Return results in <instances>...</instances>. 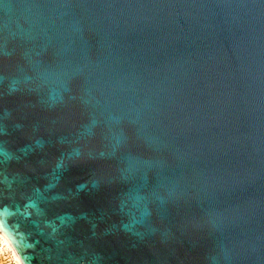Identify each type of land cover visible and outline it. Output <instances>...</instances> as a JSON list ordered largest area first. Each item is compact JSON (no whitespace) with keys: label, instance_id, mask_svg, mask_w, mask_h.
I'll return each mask as SVG.
<instances>
[{"label":"water","instance_id":"water-1","mask_svg":"<svg viewBox=\"0 0 264 264\" xmlns=\"http://www.w3.org/2000/svg\"><path fill=\"white\" fill-rule=\"evenodd\" d=\"M0 231L23 264H264V0H0Z\"/></svg>","mask_w":264,"mask_h":264},{"label":"built area","instance_id":"built-area-1","mask_svg":"<svg viewBox=\"0 0 264 264\" xmlns=\"http://www.w3.org/2000/svg\"><path fill=\"white\" fill-rule=\"evenodd\" d=\"M0 264H22L14 252L7 247L0 237Z\"/></svg>","mask_w":264,"mask_h":264},{"label":"bare ground","instance_id":"bare-ground-1","mask_svg":"<svg viewBox=\"0 0 264 264\" xmlns=\"http://www.w3.org/2000/svg\"><path fill=\"white\" fill-rule=\"evenodd\" d=\"M0 237H1L2 241H3V243L14 252V254L16 255V257L23 264V262H22L21 258L19 257V255L17 254V252L15 251V249L12 247V245L10 244V242L8 241V239L2 234L1 231H0Z\"/></svg>","mask_w":264,"mask_h":264},{"label":"snow or ice","instance_id":"snow-or-ice-1","mask_svg":"<svg viewBox=\"0 0 264 264\" xmlns=\"http://www.w3.org/2000/svg\"><path fill=\"white\" fill-rule=\"evenodd\" d=\"M21 251V255H23V252H22V250H20Z\"/></svg>","mask_w":264,"mask_h":264}]
</instances>
